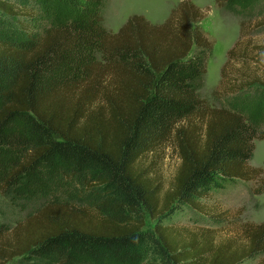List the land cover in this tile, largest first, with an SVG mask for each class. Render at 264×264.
<instances>
[{
    "label": "trees",
    "instance_id": "obj_1",
    "mask_svg": "<svg viewBox=\"0 0 264 264\" xmlns=\"http://www.w3.org/2000/svg\"><path fill=\"white\" fill-rule=\"evenodd\" d=\"M106 3L0 0V22L17 29L0 30V197L22 213L0 223V264H243L264 253V223L243 224L241 241L225 242L210 228L162 223L263 175L250 165L255 140H264L256 118L200 96L214 50L199 26L208 11L181 0L164 24L134 16L113 33ZM44 8L49 19L35 23ZM249 52L240 40L228 52L216 98L264 86L229 72ZM171 142L181 164L163 192L137 165ZM62 174L93 189L96 206L54 198ZM254 192L264 193V180ZM148 218L156 225L145 231Z\"/></svg>",
    "mask_w": 264,
    "mask_h": 264
},
{
    "label": "rangeland",
    "instance_id": "obj_2",
    "mask_svg": "<svg viewBox=\"0 0 264 264\" xmlns=\"http://www.w3.org/2000/svg\"><path fill=\"white\" fill-rule=\"evenodd\" d=\"M180 2L181 0H107L102 12L104 26L107 30L117 33L134 16H143L150 23L161 25L166 22ZM192 2L202 10L208 11L199 26L214 43L213 54L207 61V71L199 91L201 98L211 107L221 108L233 103L240 106L243 111L256 118L258 125L264 130V86L260 83H255L245 91L225 98L218 99L214 96L222 80V70L228 61V52L239 40L240 49L247 47L250 51L249 57L236 59L229 72L235 80H242L240 75L244 73L248 77L242 82L248 79L264 82V49L260 54L254 51L257 46L264 47V0H255L247 6L240 5L236 0H192ZM38 4L42 3L39 1ZM47 8L49 13H53L54 8L51 6ZM43 10L46 8L38 12L35 23L49 19ZM242 27H244V36L241 37ZM0 30L8 34L17 31L14 24L8 21L0 22ZM180 164L181 161L171 142L160 150L145 155L137 167L145 179L165 192L173 184ZM250 165L263 169V175L258 181L239 182L224 190H214L202 201L204 211L198 213L184 208L177 210L162 220L163 225L192 231L210 228L214 230L218 242H225L229 238H237L241 241V225L264 223V193L254 192L264 180V140H255V151ZM53 184H55L52 188L54 198L67 197L77 206L85 208H94L99 202L93 189L90 190L64 174L59 175ZM11 209L8 202L0 197V223H13L22 215L18 210ZM27 214L28 211L24 212V215ZM145 223V231L153 230L156 225V221L150 218ZM144 264L165 263L153 257ZM243 264H264V253Z\"/></svg>",
    "mask_w": 264,
    "mask_h": 264
}]
</instances>
